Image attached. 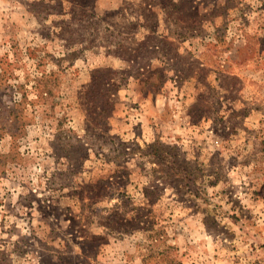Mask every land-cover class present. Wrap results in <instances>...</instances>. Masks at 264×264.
<instances>
[{
	"label": "rangeland",
	"instance_id": "374dc122",
	"mask_svg": "<svg viewBox=\"0 0 264 264\" xmlns=\"http://www.w3.org/2000/svg\"><path fill=\"white\" fill-rule=\"evenodd\" d=\"M0 264H264V0H0Z\"/></svg>",
	"mask_w": 264,
	"mask_h": 264
},
{
	"label": "trees",
	"instance_id": "16d2710c",
	"mask_svg": "<svg viewBox=\"0 0 264 264\" xmlns=\"http://www.w3.org/2000/svg\"><path fill=\"white\" fill-rule=\"evenodd\" d=\"M148 150H150L151 157L154 155H158V165H160L161 171L166 173L165 180L172 179L175 181L179 179L184 181L189 178L192 180V175H194V168L191 165L190 161H186L182 158L180 150L177 147L164 146L161 143H154L148 146ZM195 179V178H194ZM145 196L149 199H153L155 192L150 188H145ZM153 202V200H151Z\"/></svg>",
	"mask_w": 264,
	"mask_h": 264
}]
</instances>
